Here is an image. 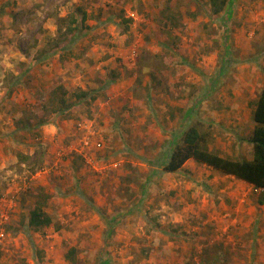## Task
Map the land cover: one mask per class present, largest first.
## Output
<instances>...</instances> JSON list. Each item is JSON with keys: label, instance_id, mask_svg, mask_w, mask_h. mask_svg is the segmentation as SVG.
I'll use <instances>...</instances> for the list:
<instances>
[{"label": "rangeland", "instance_id": "1", "mask_svg": "<svg viewBox=\"0 0 264 264\" xmlns=\"http://www.w3.org/2000/svg\"><path fill=\"white\" fill-rule=\"evenodd\" d=\"M55 84L99 97L24 127ZM263 87L264 0H0V264H264L260 190L194 160L163 169L189 125L252 158ZM36 188L53 217L38 232Z\"/></svg>", "mask_w": 264, "mask_h": 264}, {"label": "trees", "instance_id": "2", "mask_svg": "<svg viewBox=\"0 0 264 264\" xmlns=\"http://www.w3.org/2000/svg\"><path fill=\"white\" fill-rule=\"evenodd\" d=\"M213 11L215 14L221 13L227 6L229 0H211ZM164 16L167 24H172L178 27V17L172 12V8L168 5L164 9ZM81 17V18H80ZM87 12L78 7L76 11L70 13L68 16L60 18L63 22V35L61 38L55 40L56 48H63L65 44L69 43L75 32L83 29V25L87 20ZM71 53V51H66ZM64 55L61 59L64 60ZM69 91L64 84H55L47 90V100L42 102L39 99V110L28 118L22 120L24 127L31 125H42L49 121V119L59 113H66L67 109L75 106L79 101H95L99 97V92L94 93L89 89H79L71 93L72 97L76 99L73 102L69 100ZM69 117L70 113L64 114ZM253 120L255 123L253 132L249 137V142L252 145V158H238L232 155H223L218 150L210 148V134L200 130L195 125H189L181 134L179 141L172 147L171 150L165 154L163 169L166 172H177L182 169L185 163L189 160L206 164L224 174L234 176L239 180H243L254 188L261 191L259 196V203L264 204V87L255 104L253 110ZM18 165L28 163L31 156L22 152L17 153ZM42 161L37 164L30 165L31 169L36 171ZM35 201L31 206L30 212L27 216L28 226L38 232L43 231L53 223V217L47 210L51 194L46 192L43 188H36L33 192ZM76 250L72 249L68 254L73 258Z\"/></svg>", "mask_w": 264, "mask_h": 264}]
</instances>
